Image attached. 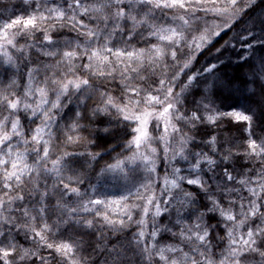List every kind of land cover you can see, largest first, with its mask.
Here are the masks:
<instances>
[{"label": "snow or ice", "instance_id": "snow-or-ice-1", "mask_svg": "<svg viewBox=\"0 0 264 264\" xmlns=\"http://www.w3.org/2000/svg\"><path fill=\"white\" fill-rule=\"evenodd\" d=\"M0 264H264V0H0Z\"/></svg>", "mask_w": 264, "mask_h": 264}, {"label": "trees", "instance_id": "trees-1", "mask_svg": "<svg viewBox=\"0 0 264 264\" xmlns=\"http://www.w3.org/2000/svg\"><path fill=\"white\" fill-rule=\"evenodd\" d=\"M233 67H234V65L228 68L227 71L229 72V74L232 73V69H233ZM159 152H160V155H161V157H162V156H163L162 146L160 147ZM113 155H115V154H113ZM158 171H159L160 175H163V172H164V165H163L162 163H160L159 161H158ZM137 218H138V217H137ZM134 228H135V226L133 225V230H134Z\"/></svg>", "mask_w": 264, "mask_h": 264}]
</instances>
